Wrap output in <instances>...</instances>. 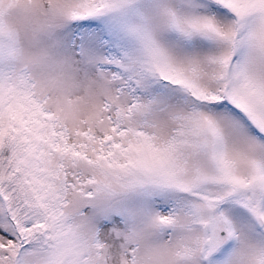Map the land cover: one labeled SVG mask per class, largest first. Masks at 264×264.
I'll use <instances>...</instances> for the list:
<instances>
[{
	"label": "snow or ice",
	"instance_id": "6c2138e0",
	"mask_svg": "<svg viewBox=\"0 0 264 264\" xmlns=\"http://www.w3.org/2000/svg\"><path fill=\"white\" fill-rule=\"evenodd\" d=\"M0 264H264V0H0Z\"/></svg>",
	"mask_w": 264,
	"mask_h": 264
}]
</instances>
